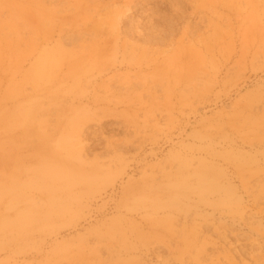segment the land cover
I'll return each instance as SVG.
<instances>
[{"label":"rangeland","instance_id":"rangeland-1","mask_svg":"<svg viewBox=\"0 0 264 264\" xmlns=\"http://www.w3.org/2000/svg\"><path fill=\"white\" fill-rule=\"evenodd\" d=\"M0 264H264V0H0Z\"/></svg>","mask_w":264,"mask_h":264},{"label":"bare ground","instance_id":"bare-ground-1","mask_svg":"<svg viewBox=\"0 0 264 264\" xmlns=\"http://www.w3.org/2000/svg\"><path fill=\"white\" fill-rule=\"evenodd\" d=\"M13 94L11 90L9 91V95ZM11 141L13 142V136L11 137ZM15 182H13V208L17 209L19 207V203L25 200H31L32 197L29 194H23L20 192V188L18 186H14ZM44 186V185H43Z\"/></svg>","mask_w":264,"mask_h":264}]
</instances>
